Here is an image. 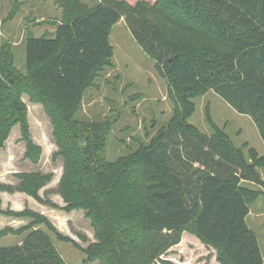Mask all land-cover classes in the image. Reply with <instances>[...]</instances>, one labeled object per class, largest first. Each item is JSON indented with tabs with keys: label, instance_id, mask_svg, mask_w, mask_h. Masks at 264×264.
Segmentation results:
<instances>
[{
	"label": "trees",
	"instance_id": "obj_1",
	"mask_svg": "<svg viewBox=\"0 0 264 264\" xmlns=\"http://www.w3.org/2000/svg\"><path fill=\"white\" fill-rule=\"evenodd\" d=\"M62 20L51 34L25 38L24 71L0 38V152L19 125L25 159L43 154L31 137L23 95L50 117L63 174L54 191L65 213L83 211L94 242L82 248L44 215L31 210L0 214L27 217L20 244L0 247V264H67L53 239L80 249L88 263L173 264L163 260L190 232L217 252L220 264H264L250 206L264 194V155L237 147L213 120L211 134L190 124L194 100L214 92L254 122L264 143V0H57ZM124 20L131 35L166 79L176 110L148 143L116 161L104 158L108 130L79 122L86 91L113 65L112 28ZM17 186L38 203L53 175L18 173ZM247 185H256L254 190ZM44 196L41 194L43 191ZM53 193V194H54ZM9 230L0 231V239ZM84 240H86L83 237Z\"/></svg>",
	"mask_w": 264,
	"mask_h": 264
},
{
	"label": "rangeland",
	"instance_id": "obj_2",
	"mask_svg": "<svg viewBox=\"0 0 264 264\" xmlns=\"http://www.w3.org/2000/svg\"><path fill=\"white\" fill-rule=\"evenodd\" d=\"M88 7H93L100 0H79ZM135 3L137 0H129ZM63 10L57 0H0V38L4 47L9 46L15 53V65L25 68L24 41L30 33L35 36L51 34L62 20ZM110 43L114 48L113 65L98 73L94 84L86 91L81 107L75 114V120L93 123L108 130L104 158L116 161L136 150L140 144L148 143L157 131L166 127L176 110V101L166 79L162 78L153 61L131 35L125 21H119L111 31ZM26 106L28 126L32 140L43 149L37 165L25 159L26 143L21 141L20 126H15L6 140L5 148L0 152V183L17 186L18 173H40L53 175L47 189L54 200L59 215L54 221L62 233L82 248L94 242V229L84 212L76 213L67 223L63 199L54 193L63 174V161L53 160L57 151L50 117L40 103L23 95ZM196 111L188 122L205 134H211L205 114L209 107L214 122L222 128L234 144L241 148L245 143L261 150L262 139L252 119L239 115L221 97L214 92L194 100ZM264 179V170H261ZM251 189L261 190L259 186L247 185ZM54 193V194H53ZM28 196V197H26ZM1 208L5 211L20 213L31 210L42 214V207L32 196L24 192L9 193L0 191ZM40 204V205H39ZM46 206V205H43ZM62 211V212H61ZM55 212V211H53ZM46 216L45 214H42ZM47 217V216H46ZM48 218V217H47ZM54 225V221L48 218ZM31 220L17 215L0 214V231L9 230L0 239V247L20 244L25 236H18L11 231L25 227ZM247 224L258 238L264 257V194L250 206ZM55 226V225H54ZM56 227V226H55ZM83 237L86 239L84 240ZM57 250L67 264L88 263L80 249L71 244L53 239ZM180 245L172 247L163 256L173 264H220L217 252L190 232H185Z\"/></svg>",
	"mask_w": 264,
	"mask_h": 264
},
{
	"label": "crops",
	"instance_id": "obj_3",
	"mask_svg": "<svg viewBox=\"0 0 264 264\" xmlns=\"http://www.w3.org/2000/svg\"><path fill=\"white\" fill-rule=\"evenodd\" d=\"M24 48H25V45H24ZM260 136V135H259ZM262 141V140H261ZM255 148V147H254ZM256 149V148H255ZM258 152H259V154H261V155H264V143H263V141H262V146H261V150L262 151H259V149H256ZM264 180V179H263ZM48 187V186H47ZM46 190H48V191H51V189L49 190V189H47V188H45ZM42 192H44V190L43 191H41V193ZM43 194V193H42ZM26 197H28V196H26ZM51 201L53 202V203H56V202H54V200H52L51 199ZM40 205V204H39ZM40 207H42V210H40L41 211V213L42 214H45L48 218H50V219H52L53 221H54V218H56L57 217V215H56V213H57V211L58 210H55V209H50V207H47V206H43L42 204H41V206ZM53 211H55V212H53ZM62 212V211H61ZM80 212H83V211H74V212H72V213H65V212H62L63 214H65L66 215V217H68L67 219H66V221H67V223L69 222V223H71V221L69 220V218L70 217H73L74 215H76V213H77V215H78V213H80ZM58 215H59V212L57 213ZM60 216V215H59ZM54 225L56 226V228L58 229V224L56 223V221H54ZM60 232L62 231L60 228L58 229ZM62 233V232H61ZM184 235V234H183ZM181 243H179L178 245H180ZM177 246V245H176ZM175 247V246H174ZM263 259H264V257H263Z\"/></svg>",
	"mask_w": 264,
	"mask_h": 264
}]
</instances>
